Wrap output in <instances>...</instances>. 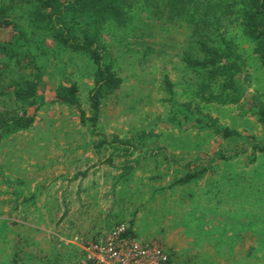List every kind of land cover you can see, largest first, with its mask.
Returning <instances> with one entry per match:
<instances>
[{
	"label": "rangeland",
	"instance_id": "rangeland-1",
	"mask_svg": "<svg viewBox=\"0 0 264 264\" xmlns=\"http://www.w3.org/2000/svg\"><path fill=\"white\" fill-rule=\"evenodd\" d=\"M12 1L19 4L21 0ZM195 2L204 8L199 11H208L213 21L208 22L207 27L210 38L232 42L236 54L245 62L242 88L248 93L263 94L264 69L255 57L254 44L245 37L240 17L242 0ZM3 3L6 15L24 29V11L15 8L10 0H0V5ZM124 12V28L110 20L100 25L101 46L126 60L115 66L117 75L124 81L119 89L102 100L96 128L101 127L100 132L107 136L125 139L132 131H147L158 123L157 131L170 142L167 150L181 160L182 165L174 169L176 172L185 165L190 172L198 173L202 163L206 165L214 160L206 174L189 186L193 194L188 197L189 202L195 200L208 206L209 212H202L210 215L202 217L200 212L198 215L189 210L184 206V198L172 202L173 195L168 196L172 205L164 208L169 213L173 211V219L181 221L183 216L187 217L182 227L189 224L198 241L205 242L200 249L204 258L215 254L211 246L215 240L209 239L210 234L218 230L224 234L223 239L227 238V246L231 245L230 237L241 236L243 240H239L237 250L242 253L250 247L248 241L245 242L248 230L253 231L257 226V230L261 229L257 240L264 245V150L253 155L255 149H264V126L250 115L252 111L245 110L249 106L241 109L217 100L207 102L218 95L216 78L181 62L180 48L199 40V34L205 31L194 33L190 26L178 20L165 25L160 11L145 6L143 0H137L129 9L124 8ZM213 16L218 22H214ZM213 23L219 26L217 30ZM33 32L44 35L40 31ZM44 37L42 46L34 42L30 46L44 73L33 66L14 68L13 72L16 81L25 78L34 84V103L29 98L24 103L3 105L13 109L15 116H35L28 129L0 140V264H12L13 253L21 258H17L16 264H70L69 249L76 236L95 237L101 230L109 232L133 215L110 195L119 173L103 161L110 157L112 150L100 151L101 155L94 152L92 146L97 136H93L92 123L83 125L78 110L54 101L59 89L75 85L85 120L90 118L88 94L95 81L93 63L84 54L56 49L48 34ZM191 50L192 55H200L199 47L193 45ZM166 80L170 83L168 88ZM205 83L213 95H200L205 90L201 85ZM211 118L239 136L214 138L212 122H206ZM167 120L170 123H165ZM255 144H259L258 147ZM224 157L231 158L224 160ZM239 173H242L240 181ZM140 176L141 172L137 171L135 180ZM168 176L170 179L176 176L173 169ZM222 195L226 198L219 199ZM217 202L222 203L221 208ZM145 207H153V216L148 210L144 211L146 208L140 210L139 205V225L144 230L152 229L153 220H157L154 215L162 204ZM110 209L119 212L107 213ZM106 214V220L101 222ZM203 222L206 224L201 225ZM217 224L221 226L218 229ZM3 234L10 243L1 242ZM178 237L179 241L183 240ZM6 244L9 248L4 247ZM178 245L173 248L174 264L185 259L181 248L186 244ZM169 246L163 241L164 249Z\"/></svg>",
	"mask_w": 264,
	"mask_h": 264
},
{
	"label": "trees",
	"instance_id": "trees-1",
	"mask_svg": "<svg viewBox=\"0 0 264 264\" xmlns=\"http://www.w3.org/2000/svg\"><path fill=\"white\" fill-rule=\"evenodd\" d=\"M136 1L21 0L18 4V2L10 0L11 3L13 2V6H16L15 8L19 7L20 10L24 11V29L20 28L15 20L6 15L4 7L6 4L0 5V140L21 129H28L34 122L35 114L30 117L26 115L15 116L13 109L3 105L8 102L24 103L29 98L34 103L33 98L36 94L34 84L27 82L25 78L20 82L16 81L13 72L14 68L23 69L24 67L33 66V69H38L41 74L44 73L37 65V59L34 57L30 46L32 42L43 44L42 40L48 34L49 38L57 46L55 47L56 49H66L72 54H84L93 63L95 81L93 88L88 94L90 118L85 120V114L78 97V88L75 85L59 89L54 101L78 110L83 125L88 122L92 123L93 127H95L93 136H97V141L95 140L92 146L93 150H95L94 152L97 153L106 149L112 150L110 157L103 161V164L110 166L119 173L114 179L112 196L118 205H124L125 207L127 203L124 197L130 195L135 199H140L146 196L144 195L145 193L148 195V200L155 204H157L158 197L164 200L167 195L174 196L176 191H179L180 198H184L186 201L193 194L189 186L197 183L199 177L206 174L207 167L214 161L210 160L206 165L202 163V166L198 164L201 167L198 173L190 172L189 166L185 165L181 167L180 171H174L182 163L178 157L171 156L168 151L170 142L166 135L162 138L161 131H157L158 123L151 126L147 131H132L125 139H121L117 135L107 136L100 132V130L102 131L101 127L96 128L102 100L111 92L119 89L124 81L117 75L115 66L124 63L126 60L124 56L116 55L115 57V55H112L113 52L107 51L105 47L101 46L100 25L110 20L115 21L124 28L126 22L124 21V16L126 15L124 8L129 9ZM143 2L145 6L160 11V14L165 17V25L174 24L178 20V22H183L190 26L194 33L205 31L199 34V40L191 41L187 46L180 48L181 62L189 64L196 70L208 72L216 78L215 86L218 90V95L215 94L207 102L217 100L221 104L238 106L241 109L249 106V109L245 110L252 111L250 115L256 118L257 123L264 126V93H248L242 88L240 82H242L243 70L245 71L246 69L245 62L236 54V48L232 42H226L224 39L215 41V39L210 38L207 27L210 24L208 22L213 21L209 17V12L199 11L204 8L197 6L195 0H143ZM242 5L240 17L242 18L245 37L254 44L255 57L264 69V0H242ZM213 17L215 18L214 22H218L216 17ZM214 26L216 30L219 27L217 25ZM33 31H40L44 35L34 34ZM29 34H31L32 40ZM193 45L199 47L198 52L200 55H192L190 53ZM165 83L167 88L170 87L168 80ZM201 86L205 90L200 95H203V93H207L210 96L214 94L206 83ZM166 122L168 123L169 121L167 120ZM206 122H212L214 138L231 139L239 136L236 132L218 125L212 118L209 121L206 120ZM255 145L258 147L259 144ZM263 150L262 148L255 149L253 155ZM101 154L102 152H100ZM230 158L224 157L223 159L229 160ZM115 159H118V161ZM197 162L199 161L197 160ZM170 169H173V172L176 173V176L172 179L168 176ZM137 171H140L142 176L135 180ZM182 171L185 172L180 175ZM75 178H77V175L74 176ZM117 187L122 189L120 193L116 191ZM148 200H145V203ZM166 202L167 199L163 203ZM193 203L195 204V200ZM132 206L134 207V204ZM136 213L133 212L132 220L129 222L130 225H133ZM198 215L200 214L198 213ZM204 215L206 214L201 213L202 217ZM120 224L126 225L127 234L130 237L137 238L128 223ZM205 224L204 222L201 223V225ZM220 224H217V229L221 227ZM260 231L261 229L257 230L254 237L258 238ZM210 236L211 239L209 241L215 240L211 244L215 255L224 257L228 264H234L235 242L243 240V238L239 235H235L234 238L230 237L231 245L227 246V238L223 239L224 234H221L219 230L213 232ZM141 242L147 245H151L154 242L162 244L158 239L150 241L148 239L147 242L142 240ZM259 243L258 240L253 242L251 249L253 250V247H257V255H261L260 257L253 255L248 248L244 252L241 251L242 256H244L242 258L246 260L253 259L254 262L264 264V245ZM164 250L169 256L167 264H172L175 256L173 248L166 247ZM17 258L21 259L15 253L14 261L16 263Z\"/></svg>",
	"mask_w": 264,
	"mask_h": 264
},
{
	"label": "crops",
	"instance_id": "crops-1",
	"mask_svg": "<svg viewBox=\"0 0 264 264\" xmlns=\"http://www.w3.org/2000/svg\"><path fill=\"white\" fill-rule=\"evenodd\" d=\"M241 176H242V173L239 175L238 181H240ZM116 191L120 193V191H122V189L120 187H117ZM119 193H118V195H119ZM112 194H113V190H112L110 195L112 196ZM144 195H146V196H144L143 198H140V199H135L134 197H131L130 195H127L126 197H124V199L127 203L126 207L129 208V209H127V211H131L132 213L137 212L136 217H134V219L135 218L136 219L133 222V225H130V223H129L132 220L131 219L132 216H130L127 219V221L124 222V223H128L131 226V230L133 231L135 237H138L137 234L141 235V237H139V239L136 238L137 240H140V241L143 240V241L147 242L148 239H149V241L153 240V239H158L162 242V244H163V241L170 244L169 248L178 247L179 246L178 244H186V246L184 245V247L181 248V251H183L185 253V259H181L180 264H228V261L224 257H221V256L217 257L215 254L213 256H210L209 258H206V257L204 258V256L202 255V251L200 249L202 248V246H204L205 242L203 243V240L198 241L199 237L196 238V235L193 234V230H191L193 228H190L189 224L186 223L185 224L186 227H182L184 218H187V217L183 216L182 217L183 219L181 221L177 220L176 218L173 219L172 214H171L173 211L169 213V211H166L164 209L166 207V205H172L171 201L168 199L169 195H167L164 198V200H161L160 197H158V199H157V204L161 203L162 207L157 212V214L154 215V217L157 220H153V228L152 229H146V230H144L143 228H140V225H139L140 218H138V216H139L138 212H140V210H143V208H146V210H144V211L148 210V212L151 213V216H153L152 215L153 207H145V206L149 205V204L151 206H154V204H155V203H152L150 200H148L147 193H145ZM174 196L175 197H174V200L172 202L177 203L180 196H181L180 192L176 191ZM223 198H226V197L223 196L222 198H219V199H223ZM166 199H167V202L163 203ZM143 200H148V202L145 203V201L143 202ZM159 200H160V202H159ZM182 200H183V198H182ZM132 203L134 204V209L130 207L131 205H133ZM157 204H155L156 207H157ZM221 204H222L221 202H217V206L219 208H221ZM139 205L141 206L140 210H138ZM121 206H124V205H121ZM184 206L186 208H188L189 210H192V211H195L198 213L199 212L203 213L202 211H204V212L207 211L206 208L208 207L205 205H200L199 203H195L193 205L192 202H189V199H187L185 201ZM9 211H11V209H9ZM112 211L119 212V210L116 211L113 209L107 210L106 212L110 213ZM207 212H209V211H207ZM207 215H210V214L208 213ZM207 215H204L203 217H206ZM107 216L108 215L106 214L104 217H101L100 221L104 222L106 220ZM220 217L221 216H218L219 219H220ZM186 222H188V221H186ZM223 223H225V222L223 221ZM257 229H258V227L256 226L253 228V231L250 229L248 230L247 235H246V237H248V238L245 239V242L248 241L249 246H250L249 250H251L252 254L260 257L261 255H257L258 254V252L256 251L257 247H253L254 248L253 250L251 249L253 246V242L257 241V237H254L255 234L257 233ZM10 233H11V231H10ZM178 235L180 237H182L183 240L179 241ZM169 236H171V237L169 238ZM6 237H7V235L3 234V236H1V238H2L1 242L10 243ZM142 238H144V239H142ZM185 238L190 239L191 242H189V240L186 242ZM168 239L171 240L172 243ZM177 241H179V242L177 243ZM72 242L73 243L71 244V247H70L71 249H69V254H71V258H72V259H70V257H69V259L71 261L70 264L79 261L81 259V255H82L81 250L77 246L74 245L75 242L74 241H72ZM238 242H239V240H237L235 242V245H234V249H235V253H234L235 254V257H234L235 262H234V264H258V262H254L253 259L252 260L251 259L246 260V259L242 258L243 254L238 252V250H237V248H240V242L239 243ZM4 247L9 248V246L7 244L4 245ZM178 250H180V249H178ZM72 251H73V254L71 253ZM5 253H7V252H5ZM14 254L15 253H13L11 255L12 256V264H16V262L14 261ZM58 254H59V252L57 251V256H58ZM59 257L60 256H58V258ZM8 264H11V263L9 262ZM172 264H174V262Z\"/></svg>",
	"mask_w": 264,
	"mask_h": 264
},
{
	"label": "built area",
	"instance_id": "built-area-1",
	"mask_svg": "<svg viewBox=\"0 0 264 264\" xmlns=\"http://www.w3.org/2000/svg\"><path fill=\"white\" fill-rule=\"evenodd\" d=\"M74 245L81 252L78 264H167L168 253L158 244H143L127 234L125 224L109 232L101 230L95 237L76 236Z\"/></svg>",
	"mask_w": 264,
	"mask_h": 264
}]
</instances>
